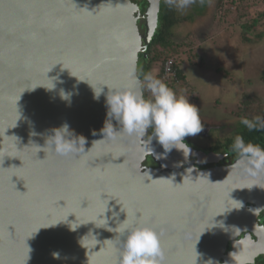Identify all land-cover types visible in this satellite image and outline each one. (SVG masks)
Here are the masks:
<instances>
[{"label":"water","instance_id":"95a60500","mask_svg":"<svg viewBox=\"0 0 264 264\" xmlns=\"http://www.w3.org/2000/svg\"><path fill=\"white\" fill-rule=\"evenodd\" d=\"M159 4L0 0L2 264H113L118 252L105 240L117 233L109 228L136 212L163 230L165 264H240L238 257L254 264L264 254V225L257 222L264 174L233 169L239 156L200 169L195 162L229 155L186 142L187 159L175 148L157 159L164 149L155 139L148 153L116 133V121L114 132L104 129L105 94L128 87L134 75L140 79L139 55L156 28ZM91 85L102 89L99 100ZM65 124L73 134L65 138H76L86 154L60 156L45 147Z\"/></svg>","mask_w":264,"mask_h":264},{"label":"clouds","instance_id":"9594fccd","mask_svg":"<svg viewBox=\"0 0 264 264\" xmlns=\"http://www.w3.org/2000/svg\"><path fill=\"white\" fill-rule=\"evenodd\" d=\"M166 2L182 10L194 4L196 0H166ZM63 68L68 69L67 67ZM72 76L76 77L75 75ZM78 80L85 81L84 79ZM51 84L52 87L47 89L54 87L52 81ZM93 89V98L99 100L102 89L97 85ZM109 89L110 91L105 94L107 111L104 129H107L108 132H114L112 121H116L120 126V131L116 133L141 142L144 151L148 153L151 150L146 151L145 146L155 139L164 149L163 153L157 154V159H166L167 153L173 148L181 150L185 159L190 156L191 149L184 143V138L197 135L203 130L204 125L201 122L198 108L189 103L188 97L183 94V90L181 94H177L163 81L151 74H144L142 80L134 75L128 87L124 89L115 87ZM145 91L149 93L147 98L144 94ZM68 95L61 92L62 99H67ZM241 123L249 130L264 128V119L260 117L253 120L243 118ZM149 129H151V134H149ZM72 135L68 125L65 124L60 129L55 130V134L48 138L45 147L49 152L60 156L86 154L83 152V148L78 151L79 142L76 138H65L72 137ZM146 136L147 139L145 140ZM84 143L83 138V145ZM231 147L239 155L233 169L244 168L249 170L253 176L264 174V149L251 143L246 144L240 135L234 138ZM104 221L106 224L105 219ZM109 229L117 233L115 239L105 240L111 243L114 250L118 252V259L113 264H165L161 239L164 235L163 230L147 223L146 217L141 216L140 213L139 215L137 213L126 214V219L123 222L119 223L116 228ZM58 256V253H53L54 258H58ZM238 259H240V264H244L243 259L239 257Z\"/></svg>","mask_w":264,"mask_h":264},{"label":"rangeland","instance_id":"374dc122","mask_svg":"<svg viewBox=\"0 0 264 264\" xmlns=\"http://www.w3.org/2000/svg\"><path fill=\"white\" fill-rule=\"evenodd\" d=\"M248 1L260 2L243 0L242 3ZM238 5L231 0H196L191 6L179 9L187 19L175 31L177 41L183 44L182 69L187 79L183 94L186 97L193 95V105L198 108L206 130L184 140L195 150L204 149L200 134L229 136L235 132L238 120L233 117L232 110L242 100V95L246 94L248 99L257 97L261 100L260 105L264 104V32L260 39L242 41V24L250 19V15L235 17V11L238 16L242 9L245 10L243 4ZM140 7L143 11L142 3ZM259 9L264 10L262 2L250 8V14L260 20L250 31L251 37L264 29V19L261 21L257 17L260 16L256 13ZM155 71L156 67L148 71L139 61L140 78Z\"/></svg>","mask_w":264,"mask_h":264},{"label":"trees","instance_id":"16d2710c","mask_svg":"<svg viewBox=\"0 0 264 264\" xmlns=\"http://www.w3.org/2000/svg\"><path fill=\"white\" fill-rule=\"evenodd\" d=\"M243 0H231V3L237 6L238 4L244 5V9L241 10V13L237 16L235 11V17L243 18L246 14L250 15V19L246 20L242 24V30L240 33L241 39L244 42L247 41H255L262 37V33L264 29L261 30L257 36L251 37L250 31L259 23L257 19H255L254 14H250V8L254 6V4L261 3L264 5V0H260V2L256 1H248L242 3ZM238 5V6H239ZM224 9L221 10V12ZM260 11H256L257 17H260L261 21L264 19V10L259 9ZM187 20L184 14L179 13V9L175 6L169 5L166 0L164 2L160 0L159 11L157 17V25L154 30V33L151 36L150 42L146 47L144 54L139 55L140 65L143 63L146 66V69L149 71L152 67H156V71L152 74L153 77L157 78L160 76L163 70V64L167 59H173V67L176 70V78L163 81L169 88L175 91L177 94H181L184 85L187 84V79L184 75L182 69V61L184 59L182 53L183 44L176 39V27L182 24L183 21ZM188 38V37H187ZM187 38H184L185 42L188 43ZM257 38V39H256ZM186 45V44H185ZM181 48V49H180ZM194 51V50H193ZM195 53V52H194ZM201 61V60H200ZM142 62V63H141ZM149 74V73H145ZM139 75V74H138ZM142 79V78H140ZM145 97L149 96V93L145 91ZM189 103L193 104L195 102L193 95L188 97ZM261 100L257 97L248 99L247 95H242V100L236 103V108L232 110V115L238 121V126L235 132L229 136H213L201 135L200 141L205 143L204 149L205 151L211 150L212 152H229V155L233 154V156H238L236 152L232 150V144L234 142V138L237 135H240L244 138L245 143H251L253 145H257L260 148L264 149V128H256L249 130L242 123L241 120L243 118H247L253 120L256 117H260L264 119V104L260 105ZM185 137L184 139H186ZM255 264L264 263V254H260L255 259Z\"/></svg>","mask_w":264,"mask_h":264},{"label":"flooded vegetation","instance_id":"af4514ba","mask_svg":"<svg viewBox=\"0 0 264 264\" xmlns=\"http://www.w3.org/2000/svg\"><path fill=\"white\" fill-rule=\"evenodd\" d=\"M204 128V130H202V132L204 131V133H205V127H203ZM185 140V139H184ZM187 144V143H186ZM197 151H199V152H211V150H209V151H205V150H203V149H200V150H198V149H196ZM217 153H222V154H228L229 155V152L227 151V152H225V151H222V152H217ZM239 156V155H238ZM238 156H233V154L231 155H229V159H228V161H220V162H217V163H206V164H199V163H197V162H195V164H196V166L198 167V168H200V169H203V168H208V167H212V166H216V165H226V164H228V163H230V162H232L235 158H237ZM190 159L191 160H194V157L193 156H191L190 157ZM147 165L148 164H150V165H152V166H155V164L153 163V162H151V160H150V158H148L147 160H146V162H145ZM257 222L259 223V224H263L264 225V209L263 210H261L259 213H258V217H257ZM228 249H229V247H227ZM256 259V258H255ZM255 264V263H254Z\"/></svg>","mask_w":264,"mask_h":264},{"label":"built area","instance_id":"2783aa9c","mask_svg":"<svg viewBox=\"0 0 264 264\" xmlns=\"http://www.w3.org/2000/svg\"><path fill=\"white\" fill-rule=\"evenodd\" d=\"M173 59H167L163 64V70L158 79L161 81H166L176 78V70L173 67Z\"/></svg>","mask_w":264,"mask_h":264},{"label":"snow or ice","instance_id":"6c2138e0","mask_svg":"<svg viewBox=\"0 0 264 264\" xmlns=\"http://www.w3.org/2000/svg\"><path fill=\"white\" fill-rule=\"evenodd\" d=\"M136 213H139V212H136Z\"/></svg>","mask_w":264,"mask_h":264}]
</instances>
